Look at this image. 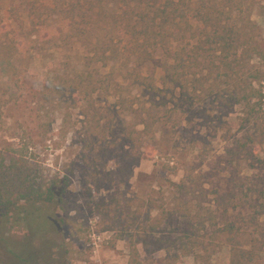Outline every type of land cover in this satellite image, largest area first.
I'll return each instance as SVG.
<instances>
[{
	"label": "rangeland",
	"instance_id": "374dc122",
	"mask_svg": "<svg viewBox=\"0 0 264 264\" xmlns=\"http://www.w3.org/2000/svg\"><path fill=\"white\" fill-rule=\"evenodd\" d=\"M44 2L0 0V154L7 160L13 150L24 155L35 186L51 187L56 195L52 202L34 203L39 210L34 220L20 214L7 220L0 215V264H229L227 247L203 255L191 248L185 255L181 244L188 241L178 234L172 236L176 244L172 249L156 251L139 244L134 255L130 244L136 237L129 236H139L137 232L149 223L147 214L155 218L161 207L172 210L179 222L207 218L212 190L224 180L198 176L225 169L221 134L227 130L229 138H239L244 128L241 106L226 100L230 95L239 99L255 75L253 70L259 79L252 86L264 93V0H232L231 16L224 18L249 38L248 48L257 54L249 60L245 54L240 56L233 72L220 65L210 71L202 66L192 69L187 82L191 111L181 116L177 127L163 122L155 128L153 139L144 143L153 156H144L133 168L126 188L107 179L118 162L119 149V141L109 132L119 123H133L128 105L136 89L119 80L123 63L93 66V83L99 88L94 105L105 110L100 117L90 116L82 95L71 88L88 49L67 32L54 1L48 3L49 11L40 7ZM196 26L190 29L183 24L181 29L193 31ZM181 45L187 46L184 40ZM11 54L15 57L9 59ZM156 61L147 60L142 67L145 74L156 72L159 82L163 71ZM128 63L139 65L133 58ZM259 111L262 117L257 124L264 128V101ZM215 129L218 135L212 137ZM106 130L103 138L101 132ZM206 133L209 147L203 159L193 138ZM231 169L250 174L241 156L234 157ZM182 181L192 187L185 196L172 187ZM133 214L137 219L131 221ZM124 217L127 220L120 222ZM205 222L200 235L215 228ZM258 264H264V258Z\"/></svg>",
	"mask_w": 264,
	"mask_h": 264
},
{
	"label": "trees",
	"instance_id": "16d2710c",
	"mask_svg": "<svg viewBox=\"0 0 264 264\" xmlns=\"http://www.w3.org/2000/svg\"><path fill=\"white\" fill-rule=\"evenodd\" d=\"M51 1H54L56 12L63 17L67 32L76 37V43L80 42L88 49V55L80 63L82 69L71 83L72 93L82 95L90 108L87 113L95 118L105 110L94 105L93 95L99 88L93 83V66L123 63L119 80L136 89L128 105L133 123L127 126L119 123L109 132L119 141V149L115 156L118 162L114 170L108 172L107 179L124 188L128 187L133 168L140 160L144 156L152 158L153 152L149 153V147L144 143L153 139L155 128L163 122L177 127L183 121L181 116L191 111L193 98L187 82L192 69L202 66L210 71L220 65L233 72L240 56L245 54L249 60L257 54L256 49L249 50V38L242 36L236 25L224 21L226 14L231 16L232 0H45L40 7L49 11ZM238 4L241 6L242 3ZM183 24L190 29L197 26L193 31H182ZM96 29L101 34H96ZM182 40L186 47L181 45ZM13 57L15 54L9 59ZM145 57L150 61L158 60L156 67L163 71L159 82L155 78L156 72H143L142 66L147 60L141 61ZM131 58L135 63L139 61V65L129 66ZM253 71L255 75L239 99L230 95L226 100L241 106L240 125L244 128L239 138H229L227 130L221 134L225 143L222 154L225 169H211L198 176L210 180L215 175L224 180L212 190L209 202L212 208L207 218L201 222H179L174 219L172 210L161 207L155 218L147 214L149 223L137 232L139 236H129L136 237V242L130 244L132 254H137L139 244L145 248L152 246L156 251L172 249L176 247L171 241L172 236L178 234L180 239L188 241L187 245L181 244L185 255L191 253V248L203 255L227 247L229 264H258L264 258V128L257 124L262 117L259 110L264 93L260 87L252 86L259 79L257 70ZM125 103L122 98L121 104ZM107 134L108 130L101 132L103 138ZM217 135L215 129L212 137ZM204 136L193 139L206 159L210 135L206 133ZM15 154H11L9 160L0 154V215L7 220L14 214H20L23 219L34 217L39 212L34 203L52 202L56 195L51 187L43 190L35 186L24 155ZM240 156L248 162L250 174L241 175L231 169L234 157ZM172 187L181 196L192 191L185 181L172 183ZM135 219L137 217L133 214L131 221ZM126 220L124 217L119 221ZM205 221L211 222L215 228L200 235V228L205 229ZM220 221L218 225L216 222Z\"/></svg>",
	"mask_w": 264,
	"mask_h": 264
},
{
	"label": "built area",
	"instance_id": "2783aa9c",
	"mask_svg": "<svg viewBox=\"0 0 264 264\" xmlns=\"http://www.w3.org/2000/svg\"><path fill=\"white\" fill-rule=\"evenodd\" d=\"M95 264H101V263H95Z\"/></svg>",
	"mask_w": 264,
	"mask_h": 264
}]
</instances>
